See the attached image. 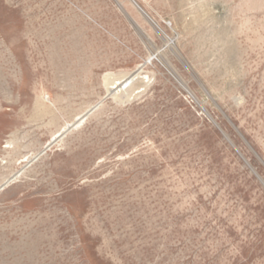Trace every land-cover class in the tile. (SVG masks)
I'll return each mask as SVG.
<instances>
[{"label":"rangeland","instance_id":"1","mask_svg":"<svg viewBox=\"0 0 264 264\" xmlns=\"http://www.w3.org/2000/svg\"><path fill=\"white\" fill-rule=\"evenodd\" d=\"M134 1L0 0V264H264V0Z\"/></svg>","mask_w":264,"mask_h":264},{"label":"bare ground","instance_id":"2","mask_svg":"<svg viewBox=\"0 0 264 264\" xmlns=\"http://www.w3.org/2000/svg\"><path fill=\"white\" fill-rule=\"evenodd\" d=\"M125 77L127 78L124 81L116 85H113L114 83L113 84L111 83L112 82L111 76H106L104 78V84L108 90L107 92L109 94L114 92L115 96H119L122 93H129L128 91L132 89L133 83L135 84V81L139 79L140 74L136 73L133 75H127Z\"/></svg>","mask_w":264,"mask_h":264},{"label":"water","instance_id":"3","mask_svg":"<svg viewBox=\"0 0 264 264\" xmlns=\"http://www.w3.org/2000/svg\"><path fill=\"white\" fill-rule=\"evenodd\" d=\"M134 1V0H133ZM135 2V1H134ZM139 8V7H138ZM140 9V8H139ZM141 10V9H140ZM141 12L143 13V11L141 10Z\"/></svg>","mask_w":264,"mask_h":264}]
</instances>
